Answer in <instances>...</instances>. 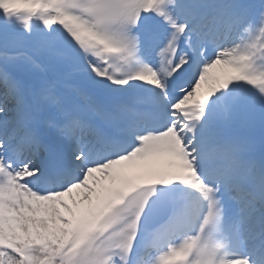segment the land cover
<instances>
[{"label":"snow or ice","instance_id":"6c2138e0","mask_svg":"<svg viewBox=\"0 0 264 264\" xmlns=\"http://www.w3.org/2000/svg\"><path fill=\"white\" fill-rule=\"evenodd\" d=\"M0 264H264V0H0Z\"/></svg>","mask_w":264,"mask_h":264}]
</instances>
